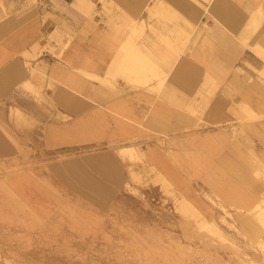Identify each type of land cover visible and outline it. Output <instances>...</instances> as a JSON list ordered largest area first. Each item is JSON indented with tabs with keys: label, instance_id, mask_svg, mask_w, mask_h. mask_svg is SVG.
Masks as SVG:
<instances>
[{
	"label": "crops",
	"instance_id": "0c3cea01",
	"mask_svg": "<svg viewBox=\"0 0 264 264\" xmlns=\"http://www.w3.org/2000/svg\"><path fill=\"white\" fill-rule=\"evenodd\" d=\"M89 1L95 6L84 12L77 0H0V104H38L30 83L45 100L29 116L40 124L46 153L84 155L87 167L113 181L115 158L144 159L210 215L204 194L229 209H252L264 193L257 175L264 170V0ZM111 3L145 24L135 47L163 72L162 87L158 79L137 87L118 72L106 76L131 36L125 22L106 14ZM178 17L194 27L181 40L184 54L173 32ZM17 110L0 126L30 129L15 122ZM1 127L0 157H14L19 144ZM86 183L112 192L97 179Z\"/></svg>",
	"mask_w": 264,
	"mask_h": 264
},
{
	"label": "rangeland",
	"instance_id": "374dc122",
	"mask_svg": "<svg viewBox=\"0 0 264 264\" xmlns=\"http://www.w3.org/2000/svg\"><path fill=\"white\" fill-rule=\"evenodd\" d=\"M158 16L166 21V15ZM178 22L173 32L184 54L186 41L181 40L194 27L180 17ZM167 28L162 25L163 31ZM30 94L38 104H0L4 123L12 107L32 120V127L22 131L0 126L19 144L10 139L17 155L0 157V264H264V230L253 225L262 222L256 207L229 209L204 194L210 215L144 159L123 164L115 158L112 168L119 180L113 181L87 167L84 155L46 153L36 130L40 124L29 116L45 100ZM250 120L240 125L241 133L250 128ZM76 166L81 174L75 173ZM57 170L74 180L68 182ZM258 176L264 183V174ZM91 179L112 192L99 194L87 186ZM258 204L264 207V193Z\"/></svg>",
	"mask_w": 264,
	"mask_h": 264
},
{
	"label": "bare ground",
	"instance_id": "6f19581e",
	"mask_svg": "<svg viewBox=\"0 0 264 264\" xmlns=\"http://www.w3.org/2000/svg\"><path fill=\"white\" fill-rule=\"evenodd\" d=\"M103 3L105 5H107V0H102ZM197 2H204L206 0H196ZM196 2V3H197ZM89 5H93L95 6L92 2H90L89 0H77V7L82 8L83 11L85 12L86 9L89 7ZM113 6L112 9L109 10L108 14L110 16H114L116 18H118L119 20L125 22V24L127 25V27L131 30V36L128 38V41L122 46V48L119 51V54L114 58L112 64L110 65V68L108 70V72H106V76L110 74L114 77H116V72H118V74L122 75L126 80L131 81L136 83L135 86L137 87H141L142 85L147 84L148 82H150L151 79H158L159 80V86L162 87L163 82H164V78L165 76H163V72L161 73L159 71V69L156 67V65H154L149 59H147L144 55H142L135 47V39H138L141 34L143 33V31L145 30V24L144 22H142V24H144L143 28H141L138 24V22L134 21L133 19H131L130 17H128L124 12H122L115 4H112ZM206 7V6H205ZM206 10V9H205ZM208 29V28H207ZM215 34V33H214ZM200 35V34H199ZM34 70V69H33ZM84 75V74H83ZM37 77H42L44 78V74L41 72H37L36 74ZM91 76V75H90ZM97 76V75H96ZM151 76V77H150ZM164 77V78H163ZM92 79H95L94 77H91ZM96 80V79H95ZM114 79H111V81H113ZM108 81V80H107ZM130 82V83H131ZM133 83V84H134ZM105 85V84H104ZM147 86V85H146ZM149 87V86H148ZM158 87V85H157ZM26 88L32 93L34 94V96H37L39 98L40 96V90L39 87L34 86L30 83L26 84ZM145 88V87H144ZM153 87H150V89ZM139 89V88H138ZM147 90V89H146ZM152 93L153 90L151 89ZM251 112L248 110V113ZM15 122L18 125H30L32 123V120L29 119L26 115H24L22 112H20L19 110H17L15 112ZM141 159H143V157L141 156V154L138 152L137 153ZM260 165V164H259ZM260 175L264 174V172L261 174V172H259ZM258 175V173H257ZM256 175V176H257ZM214 176V175H213ZM217 176V175H216ZM215 176V177H216ZM219 176V175H218ZM221 176V175H220ZM222 177V176H221ZM259 177V176H258ZM261 177V176H260ZM264 178V177H263ZM262 179V178H261ZM263 180V179H262ZM262 182V181H261ZM242 192V191H241ZM241 194V193H240ZM243 194V193H242ZM245 194V193H244ZM239 195V194H238ZM215 196V195H214ZM243 196V195H242ZM246 197V196H244ZM242 198V197H240ZM247 199H251V198H247ZM240 200V199H239ZM243 200V199H242ZM241 200V201H242ZM246 200V199H245ZM252 200H250L249 202H251ZM254 201V200H253ZM243 202V201H242ZM246 202V201H245ZM194 205V203H193ZM248 205V204H247ZM254 205V204H253ZM195 208L198 209V207L196 205H194ZM249 206V205H248ZM252 206V205H251ZM254 207H256L257 211H259L260 216L262 218V222H258V223H254L253 225H255L256 229L258 232H262L264 230V207H261L260 204H256ZM200 212L201 210L198 209ZM240 213H242V210H239ZM202 213V212H201ZM203 214V213H202ZM263 233V232H262ZM176 245L179 248L182 249H186L185 246L179 244L178 242H175ZM264 249V246L261 247Z\"/></svg>",
	"mask_w": 264,
	"mask_h": 264
}]
</instances>
